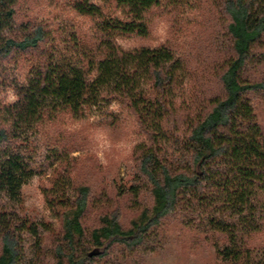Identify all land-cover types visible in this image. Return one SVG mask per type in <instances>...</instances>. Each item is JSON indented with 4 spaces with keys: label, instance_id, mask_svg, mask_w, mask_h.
I'll return each mask as SVG.
<instances>
[{
    "label": "rangeland",
    "instance_id": "374dc122",
    "mask_svg": "<svg viewBox=\"0 0 264 264\" xmlns=\"http://www.w3.org/2000/svg\"><path fill=\"white\" fill-rule=\"evenodd\" d=\"M13 1L16 13L0 27V40L21 37L38 22L49 37L40 50L0 63V124L16 135L13 146L0 149V168L14 155L23 165L16 196L0 192V233L11 226L20 235L21 264H52L63 233L61 213L72 206L77 186L91 185L95 192L83 218L88 234L100 225L102 213L120 209L129 226L143 208L152 207L151 185L137 169L140 145L174 166L187 163L188 125L221 89L218 73L230 57L231 40L224 0H158L139 17L117 0ZM81 6L92 13H81ZM124 23H133L134 30L123 29ZM113 49L166 53L175 80L161 94L141 66L129 61L137 111L116 90L114 77L86 94L77 110L49 95L35 117L28 114L25 90L44 65L52 72L83 71L93 81ZM247 74L264 78V41ZM243 101L264 135V92H249ZM163 104L175 114L174 125L160 116ZM236 188L237 183L215 189L203 200L183 196L179 214L151 230L141 246L129 250L115 244L96 264H233L237 254L238 264H257L264 256V188L256 187L251 202L237 209L231 200ZM221 221L228 232L216 228Z\"/></svg>",
    "mask_w": 264,
    "mask_h": 264
},
{
    "label": "trees",
    "instance_id": "16d2710c",
    "mask_svg": "<svg viewBox=\"0 0 264 264\" xmlns=\"http://www.w3.org/2000/svg\"><path fill=\"white\" fill-rule=\"evenodd\" d=\"M117 1L130 6L138 17L158 3V0ZM221 6L227 18L231 54L220 66L218 77L221 89L188 125L183 142L187 163L174 166L164 161L151 147L140 145L137 169L151 185L154 203L150 208H143L129 226H124L122 222L123 212L115 209L102 213L100 225L88 234L83 218L95 192L91 185L77 186L72 206L61 213L63 233L53 249L55 260L52 264H96L99 258L111 253L115 244H124L129 250L141 246L151 230L179 214L183 196L203 200L215 189L228 188L230 184L237 183L236 191L231 193V200L237 209L251 202L256 187L264 188V135L254 124L252 107L243 101L244 95L249 92H264V78L255 79L247 74L254 50L264 41V0H224ZM78 9L83 14L92 13L87 7ZM15 13L13 0H0V27L9 25ZM134 26L133 23H124L123 29L133 31ZM48 37L47 26L38 22L32 24L30 31L21 37L1 39L0 63L16 54L40 50ZM165 54L157 52L150 55L149 50L125 52L113 49L100 64V74L93 81L83 71L52 72L50 65H44L39 76L25 90L29 102L28 114L35 117L41 101L49 95L77 110L86 94H91L114 77L116 90L122 91L137 111L139 103L129 88L126 65L131 61L137 68L141 66L149 84L164 94L175 80V74L165 59L169 55ZM162 106L163 114L160 116L174 125L175 114L166 105ZM149 136L153 138V133ZM15 138L12 128L0 124V149L13 146ZM22 166L20 155H14L0 168V192L16 196L21 185L17 174ZM232 176H235L234 180ZM224 222H219L216 228L228 232L222 225ZM0 241V264H21L24 249L16 230L7 226L0 233ZM92 248H99V253L90 256ZM234 260L233 264H238V254ZM257 264H264V256Z\"/></svg>",
    "mask_w": 264,
    "mask_h": 264
},
{
    "label": "water",
    "instance_id": "95a60500",
    "mask_svg": "<svg viewBox=\"0 0 264 264\" xmlns=\"http://www.w3.org/2000/svg\"><path fill=\"white\" fill-rule=\"evenodd\" d=\"M98 253H99V251H97V250L91 251V252H90V256L96 255V254H98Z\"/></svg>",
    "mask_w": 264,
    "mask_h": 264
}]
</instances>
